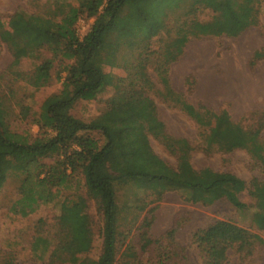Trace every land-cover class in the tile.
Wrapping results in <instances>:
<instances>
[{
  "label": "rangeland",
  "instance_id": "obj_1",
  "mask_svg": "<svg viewBox=\"0 0 264 264\" xmlns=\"http://www.w3.org/2000/svg\"><path fill=\"white\" fill-rule=\"evenodd\" d=\"M59 1L77 4L76 0H0V21L7 28L10 16L18 9L58 21L61 17ZM216 14L207 5L190 10L187 2L168 12L166 28L150 40V49L147 50L151 59L147 64L151 82L140 81L146 83L145 95L153 101V110L146 100L119 98L113 87L93 100L77 101L71 109L76 117L86 122L97 120L112 132L114 148L104 172L116 175L138 168L157 171L163 162L176 168L179 154L170 144V138L175 137L185 138L192 145L190 161L195 169L210 167L216 171L233 172L249 185L255 178H264L261 162L245 149L207 151L205 127L183 111L173 100V95L168 93V88H172L196 106L202 104L216 112L228 110L232 119L244 127L261 128L264 142V8L258 24L237 35L222 32L191 36L183 54L169 66L168 83H164L155 70L157 60L164 58L167 44L176 36V30L183 21H209ZM93 21L94 18L79 19L76 27L80 37L89 30ZM137 50L138 47L123 45L119 49L116 66L107 67L115 77L125 78L124 87H130ZM257 51L262 55L255 57ZM50 57L53 53L44 48L13 66L12 52L0 37V97L7 106L1 122L5 130L24 133L31 140L42 135L39 126L32 121L33 113L47 96L62 89L67 75L65 66L69 63L56 56L48 82L34 86L31 77L36 65ZM104 113L108 114L103 116ZM154 118L163 125L160 126ZM88 133L103 143L100 131ZM60 158L53 156L43 162L49 166ZM19 180L20 175L10 173L0 183V264H49V250L57 243L80 249L83 264L100 258L106 201L97 194L87 193L80 172L71 175V187L62 188L53 201L39 203L28 215L14 210V203L20 197ZM75 194L84 197L85 213L82 215L62 211L63 200ZM240 198L250 207L255 204L248 190L243 191ZM139 199L145 201L144 209H139L142 203ZM118 202L123 209V235L119 239L115 264H173L174 261L204 264L197 246L193 244L192 235L197 229L219 219L233 220L258 233L264 240V230L252 225L253 209L238 211L226 199L203 205L185 201L178 191H167L158 200L144 188L127 184L119 186ZM145 219L150 221L149 237L153 240L148 244L144 243L142 233ZM72 223H83L87 230L68 233L67 228ZM170 229H175V234L165 237ZM38 237L41 240L34 252L33 243ZM43 240H47L48 248ZM228 263L264 264V241L256 244L252 253L246 256L231 248Z\"/></svg>",
  "mask_w": 264,
  "mask_h": 264
},
{
  "label": "trees",
  "instance_id": "obj_2",
  "mask_svg": "<svg viewBox=\"0 0 264 264\" xmlns=\"http://www.w3.org/2000/svg\"><path fill=\"white\" fill-rule=\"evenodd\" d=\"M76 1V5L59 1L61 17L58 21L24 9H18L10 16L7 28L0 21V37L12 52L13 66L44 48L53 53V57L45 58L36 65L31 77L34 86L48 82L56 56L69 61L65 66L67 75L62 89L47 96L33 113L32 121L39 126L41 136L31 140L24 133L5 130L1 119L7 106L0 97V183L10 173L20 175V197L14 203V210L21 215H28L39 203L53 201L62 188L71 187V175L80 172L87 193L97 194L106 201L102 253L98 260L89 264L116 263L118 243L123 235V209L118 202L120 185L139 186L158 200L167 191H178L185 201L203 205L226 199L238 211L252 208V225L258 230H264V178H255L249 185L233 172L216 171L210 167L195 169L190 161L192 145L185 138L175 137L170 138V144L179 154L176 168L163 162L157 171L138 168L111 175L103 169L114 148L112 132L97 120L86 122L71 113L77 101L93 100L112 87L116 89L119 98L127 101L143 99L154 109L153 101L145 95L146 83L140 81L151 82L147 71L151 59L147 50L150 49V40L166 28V17L170 10L187 2L190 10L207 5L217 14L209 21L189 19L178 26L176 36L165 48L164 58L158 59L155 67L164 83H168L170 64L183 54L184 46L191 36L222 32L237 35L247 27L258 24L264 0ZM81 18H94L83 37H80L76 27ZM123 45L138 47L130 87L123 86L125 78H117L107 70L109 66H116L118 52ZM261 55L260 51L255 53V57ZM168 91L183 111L205 127L207 151L245 149L261 162L264 169L261 128L244 127L234 121L226 109L216 112L202 104L196 106L172 88H168ZM49 131L52 133L48 134ZM91 131L102 133V144L88 133ZM53 156L61 158L49 166L43 162L45 158ZM245 190L255 199L253 207L240 198ZM140 202L139 209H144L145 201L139 199ZM84 208V197L80 194L71 195L62 202V211L68 214L82 215L85 213ZM150 226V221L145 219L142 223L145 244L153 242L149 237ZM67 229L68 233L87 230L83 223H72ZM174 234L175 229H170L164 236ZM192 239L204 264H229L231 248L246 256L252 253L256 244L264 241L258 233L230 219H219L207 227L197 229ZM39 240L38 237L33 243L34 252L37 251ZM43 243L48 248L47 240H43ZM49 251V264H83L80 249L76 250L70 245L57 243ZM173 264L179 263L174 261Z\"/></svg>",
  "mask_w": 264,
  "mask_h": 264
}]
</instances>
